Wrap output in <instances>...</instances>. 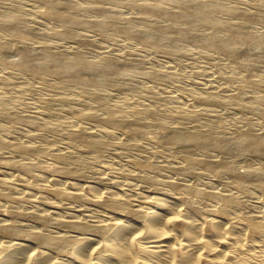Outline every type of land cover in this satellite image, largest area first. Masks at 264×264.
Returning <instances> with one entry per match:
<instances>
[{
    "label": "bare ground",
    "instance_id": "6f19581e",
    "mask_svg": "<svg viewBox=\"0 0 264 264\" xmlns=\"http://www.w3.org/2000/svg\"><path fill=\"white\" fill-rule=\"evenodd\" d=\"M36 1L40 4V13L59 25L57 28V30L60 28L59 31L55 30L57 32L54 33L55 37L77 46L88 44L87 37L82 35L83 32H95L102 35L107 30L109 33L129 40H138L143 45L156 48L165 55H181L185 52H183L182 45L193 44L198 49L208 50L206 52L219 50L225 55L237 56L248 45L262 47L264 43L263 37L247 29V24H251V21L257 20L264 24L262 8L257 6L246 12L247 10L244 11L238 6L233 7L235 4L230 5L231 2L226 3L230 6H226L224 0H86L89 8L100 13L97 18L88 19L87 15L86 17L81 15L82 8L79 7L77 0ZM120 2L135 9L137 17L135 18L134 14L132 17L138 21L134 23L138 24L136 28L131 19L125 16V19H119L117 13L113 12L115 5ZM221 14L235 15L237 20L225 21L223 18L221 20ZM23 15L21 12L13 14L11 11H0V64L9 65L31 77L41 73L52 74L55 77L54 80L58 81L57 87L60 89L88 88L92 90L89 98L102 102V115L104 116L100 120L98 134L92 135L91 133L89 137L85 128L78 124L68 133L67 144L70 146L79 144L100 152L108 145L105 140L110 139L115 131L128 137V140L139 136L142 139L151 140L144 135L145 125L141 121L143 118H152V112L148 107L142 111L131 107L128 112L124 113L119 104L109 106L106 104L108 93L104 85L116 90L126 89L132 93L135 91L133 86L130 87L123 78L130 68L135 69L132 68L131 61L125 59L118 61L117 58L114 59L108 55L100 59L88 60L77 51L79 49L75 46L72 52L66 54L56 51V48L53 50L47 43L48 38L43 36L35 37L37 42L46 44L43 48L31 53L28 49L21 47L17 51V59L7 61L8 48L1 36L9 33L15 39L24 37L25 33L18 28ZM153 17L163 19L165 24H148L149 19ZM158 18L156 19L159 20ZM201 25L208 30L203 31V28V32H200L197 27ZM216 30L222 32L223 36L222 34L219 36V33L216 35ZM247 50L252 51L249 48ZM240 60L243 59L240 58ZM258 62H264V54L259 57H248L244 65L250 67ZM146 74L150 78L157 79L167 78L170 75L159 71H150ZM245 81L249 84L251 82L247 79ZM202 99L207 104L215 102L213 96L206 95ZM6 108V100L0 96V117L7 116L9 112L5 111ZM76 114L85 119L94 118L89 109L76 112ZM12 116L14 119L29 122L35 128L40 125L33 117H25L16 113ZM157 120L164 124L161 119ZM206 122L208 123V120ZM194 126H196L195 123ZM182 129L184 128L176 127L170 131L166 130L167 133L157 135L159 142L162 144L182 143L192 148L191 150L193 147H212L224 154L252 152L264 157V135L261 133L242 130L231 138L220 137L218 134L219 137L214 138V132L211 136L209 129L194 130L195 127L191 131ZM45 152L44 148L30 143L0 141L1 155L6 153V155H14L19 159L13 162L0 159V190L7 189L4 187V177L18 170L26 174V178L19 177V181L43 180L47 188L52 189L50 190L52 194L69 197L74 202L79 200L82 194L89 195L93 201L90 203L93 209L81 210L78 205L80 203H75L74 207L79 206V210L76 208L74 211H68L64 207L56 209L53 221L49 220L48 216H39L37 219L41 225L54 224V227L51 226L53 231L45 233L40 229L32 230L31 241L28 242L19 240L20 232L15 228L12 220L6 221L0 218V264H264V213L261 212L260 215L257 213L258 217H253L254 215L250 216L246 211V214L237 212L235 204L240 202L236 201L238 197L223 193L225 189L223 191L221 189L222 192H215L216 190L212 189L206 191L207 188L205 192H200L196 189L197 187L185 185L186 182L179 181L184 185L177 183V179L166 181L171 189L182 187L185 193L182 194L179 190L178 193L175 190L176 192L170 194L172 200L159 199L158 196L155 198L150 196L151 199L150 197L148 199L146 195L144 196L147 199L146 197L143 199L141 192L137 193L138 189H135L134 184H128L127 190L98 192L93 186L77 184L69 177L48 175L44 172L29 174L28 159H38ZM53 158L64 160V155L57 153ZM208 158L195 161L201 164L202 169L214 171L217 174H226L235 184L234 189L252 185L255 189L264 190V168H251L245 165L244 169L239 170L232 161L225 160L223 156L221 158L216 155ZM194 159L185 158L180 162H184L189 167ZM133 164L136 167H148L145 162H134ZM76 169L64 166L57 171L62 175L76 178L80 176V172ZM55 185H62L63 191L54 189ZM142 185L140 183V188L149 187ZM27 190L29 194L34 192L32 189ZM195 198L201 201L211 200L213 204L203 207L201 202H199L200 205L194 201ZM139 199L148 200L149 205L150 202L154 205L142 207L138 205L137 207L135 202L138 203ZM62 200L70 202L67 199ZM17 212L18 210L14 209L12 215L14 216ZM131 219H136L138 223ZM32 244L42 246L45 251H36L35 247V250L30 252Z\"/></svg>",
    "mask_w": 264,
    "mask_h": 264
},
{
    "label": "rangeland",
    "instance_id": "374dc122",
    "mask_svg": "<svg viewBox=\"0 0 264 264\" xmlns=\"http://www.w3.org/2000/svg\"><path fill=\"white\" fill-rule=\"evenodd\" d=\"M76 2L82 8L81 15L83 17L87 15L86 18L95 19L100 15L99 12L86 5V0H77ZM224 2L225 4L231 2L230 5L235 4L233 7L238 6L244 11L247 10L246 12L257 6L262 8L264 14V0H224ZM228 4L226 6H230ZM0 11L24 14L18 23V28L25 33L24 37L15 39L9 33H2L3 36L1 37L8 48L7 61L17 59V51L21 47L28 49L31 53L43 48L46 44L37 42L35 39L37 36L48 38V45L53 50L56 48V51L59 52L69 54L70 51L78 48L77 51L88 60L100 59L105 55L114 59L117 58L118 61L129 60L133 63L132 68L135 69L130 68L123 78L130 87L133 86L135 91L132 93L126 89L116 90L104 85V89L108 93L106 104L109 106L117 103L122 106L121 110L124 113L128 112L131 107L141 111L148 107L152 112L151 119L143 118L141 120L145 125L144 135L149 137L150 141L142 139L140 136L128 140V137L119 131H115L110 139L105 140L108 145L100 152L79 144L70 146L67 144L68 133L74 130L78 124L85 128L84 130L89 133V137L91 133L96 135L98 134L97 131L100 130V120L104 116L102 115L103 107L101 106L102 102L93 101L89 98L92 90L83 87L60 89L57 87L58 81L54 80L55 77L52 74L41 73L31 77L9 65L0 64V96L6 100L7 108L5 111L9 112L6 117H0V141L30 143L38 145L46 151L38 159H28L30 163L29 174L44 172L48 175L56 174L69 177L77 184L93 186L98 192L104 190L118 192L119 189H126L128 184H134L135 189H138L137 193L141 192L143 199L146 196L148 199L150 196L152 198L158 196L157 198H163V200H172L170 194H173L175 190L178 193L179 191L182 194L185 193L181 186L182 190L181 188H172V190L166 181L178 179L177 183L179 181L186 182L185 185L197 187L196 189L200 192H205L207 188L206 191L212 189L216 190L215 192H222L225 189L227 192L223 191V193L232 194L235 198L238 197L236 201L239 200L240 202L235 204L237 205L235 206L237 212L245 214L248 212L247 214L254 215L253 217H258L257 213L259 215L261 212L264 213V194H262L264 190L255 189L252 185L243 186L240 189L235 188V190V184L226 174H217L214 171L202 169L201 164L195 161L209 156V158H213L217 155V157L222 158L223 156L224 159L226 158L225 160L232 161L239 170L244 169L245 165L251 168L261 167L262 169L264 168L263 156H258L252 152L224 154L212 147H193L191 150L192 148L182 143L162 144L157 137V135L167 133L176 127H183L182 130L185 131H191L194 127L196 128L194 130L209 129L211 136L214 132V138L219 136L231 138L242 130L264 135V62H258L250 67L244 65L248 57H259L264 54V43L262 47L248 45L237 56H228L219 50L206 52L208 50L198 49L193 44L182 45V48L184 47L183 52H185L181 55H165L160 50L145 46L138 40H129L123 36L109 33L107 30L102 35L95 32H83L82 35L87 37L88 44H78L77 46L67 40L55 37L54 33L59 31L60 28L57 30L59 25L40 13V4L36 0H0ZM113 12L117 13L119 19L127 17L131 19L133 24L138 23L135 19L137 17L135 9L126 3L120 2L115 5ZM133 14L135 18H133ZM220 16H222L220 19L223 18L225 21L237 20L235 15L221 14ZM153 18V20L150 18L152 21L149 19L148 24H165L163 19ZM154 22L157 24H153ZM250 23L247 24V29L264 38V24L257 20ZM135 24L134 27L136 28L138 24ZM204 27L201 25L197 29H200L201 32ZM205 29L208 30L204 28L203 31ZM215 32L216 35L219 33V36L222 34L219 30ZM248 48L252 51H248ZM253 48H257L259 51ZM150 71H159L170 75L163 79L150 78L146 74ZM246 79L251 81L250 84L245 81ZM206 95L213 96L215 102L207 104L202 99ZM85 109H89L94 118L85 119L76 114V112H82ZM14 113L33 117L40 125L35 128L29 122L14 119L12 116ZM157 119H161L164 124L159 123ZM205 120H208V123ZM205 125H207V129ZM98 137L102 138L103 136ZM57 153L63 154L64 160H55L53 157ZM185 158L194 159L189 166L190 168L184 162H180ZM0 159L9 162L19 160L16 156L6 155V153L0 154ZM134 162H145L148 167H136ZM64 166L77 168L80 176L74 178L62 175L57 170ZM19 177L26 178V174L15 170L11 172V175L4 177L3 183L7 189H2V187L0 190V218L13 221L15 228L20 232V239L18 238L20 241H31L30 233L32 230L40 229L45 233L53 231L54 224L41 225L37 219L39 216H48L49 220L53 221L56 209L64 207L68 211H74L79 206L81 210L92 208L90 205L93 203L92 198L87 194H82L79 198L80 201L74 202L69 197L52 194L50 192L52 189L47 188L43 180L25 179L19 181ZM168 177L170 178L168 179ZM140 183L149 187L140 188ZM184 183L180 184L184 185ZM62 188V185H55L54 189L63 191ZM27 189H32L34 192L29 194ZM184 196L187 197L186 194ZM126 198H129L128 195ZM62 199H67L70 202ZM195 199L194 201H197L198 204L201 202L202 205H200L203 207L213 204L211 200H202L203 204L201 200ZM142 200L139 199L138 203L135 202L137 207L138 205L140 207L154 205L151 202L149 205L148 200ZM75 203L80 204L74 207ZM125 207L128 206L125 205ZM14 209L18 212L13 216ZM133 220L137 222L136 219H131V221ZM35 247L36 251H45L42 246L32 244L30 252ZM38 248H42V250Z\"/></svg>",
    "mask_w": 264,
    "mask_h": 264
}]
</instances>
